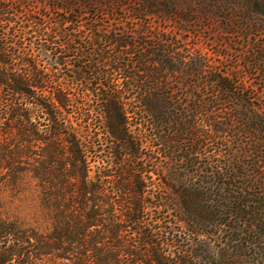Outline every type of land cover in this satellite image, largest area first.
<instances>
[{"label": "trees", "instance_id": "trees-1", "mask_svg": "<svg viewBox=\"0 0 264 264\" xmlns=\"http://www.w3.org/2000/svg\"><path fill=\"white\" fill-rule=\"evenodd\" d=\"M264 0H0V264H264Z\"/></svg>", "mask_w": 264, "mask_h": 264}, {"label": "rangeland", "instance_id": "rangeland-1", "mask_svg": "<svg viewBox=\"0 0 264 264\" xmlns=\"http://www.w3.org/2000/svg\"><path fill=\"white\" fill-rule=\"evenodd\" d=\"M248 79L251 81L261 82V81H264V75H262V73L256 71L253 75H250L248 77Z\"/></svg>", "mask_w": 264, "mask_h": 264}]
</instances>
